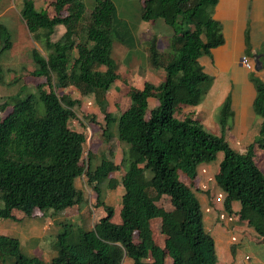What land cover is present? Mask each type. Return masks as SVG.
I'll use <instances>...</instances> for the list:
<instances>
[{"label":"trees","instance_id":"1","mask_svg":"<svg viewBox=\"0 0 264 264\" xmlns=\"http://www.w3.org/2000/svg\"><path fill=\"white\" fill-rule=\"evenodd\" d=\"M139 1L141 20L162 22L172 30L166 50L156 48L155 39L147 48L150 64L163 70V80L146 81L141 88L130 83L128 72L117 70L111 56L116 19L112 0H95L89 12L83 0H50L42 8L34 0H20L19 14L44 52L34 53L47 89L41 93L44 114L36 113L27 96L15 100L0 118V199L6 206L0 218L18 219L8 210L14 207L21 218L37 210L81 208L87 199L76 180L84 174L95 194L92 207L103 205L106 213L94 216L90 228L81 225L56 234L48 262L24 254L18 238L0 234V264H165L168 257L169 264H217L215 241L194 191L199 167L219 152L224 160L215 180L225 193L224 209L230 214L239 200V220L264 242V172L255 162V150L264 149V80L250 75L256 90L252 107L261 123L255 139L240 152L226 138L229 97L218 110L219 135L186 110L200 102L203 84L210 79L199 58L223 42L221 26L210 16L218 0ZM58 25L63 30L53 39ZM8 36L0 25V39L9 41ZM260 51L264 53V43ZM117 81L127 85L131 100L117 121L129 144V159L101 161L91 177L90 152L84 163L85 134L68 125L80 100L59 92L74 87L82 95L92 93L106 112L107 91ZM150 98L156 100L151 107ZM122 165L120 220L113 221L114 210L104 204L100 184L106 179L114 186L111 173ZM162 197L170 203L167 208L160 204ZM156 223L166 227L161 244L154 237Z\"/></svg>","mask_w":264,"mask_h":264},{"label":"rangeland","instance_id":"2","mask_svg":"<svg viewBox=\"0 0 264 264\" xmlns=\"http://www.w3.org/2000/svg\"><path fill=\"white\" fill-rule=\"evenodd\" d=\"M49 1L50 0H34V3L36 8H42L47 3L49 4ZM112 1L116 8V19L125 23L129 30L135 32L139 30L137 29V25L138 28H142L146 25V31H140L139 34L134 33L138 35V40L143 38L146 40L150 36V40L155 39L156 48L162 51L168 48L172 30L168 25L162 22L150 25L141 20V2L139 0ZM83 2L87 12L95 5V0H83ZM20 6V0H0V25L6 28L9 33V41L4 37L0 39V118H3L11 110L15 100L23 99L27 96L32 97L36 113L39 115L44 114L41 93L43 90L47 89L46 76L43 70L39 68L34 53L36 51V54L41 56L44 52L37 43L35 36L27 31L24 21L19 14ZM58 34V29H56L52 38L56 39ZM114 40H116L115 35L113 37V41ZM140 50L135 48L132 53L139 52ZM140 60L144 62V53H142V57L140 56ZM120 65L119 71L123 72L124 68ZM132 70L133 71L130 73L131 77L129 75L130 83L135 87L141 88L143 86V68L138 66ZM207 87L208 81L204 82L203 89H207ZM62 92L69 93L72 97L80 100V103L74 107L75 116L68 120V125L73 130L85 134L84 163H87V155L89 152L93 156L90 176H94V169L101 161L109 159L115 163H120L123 158L128 160L129 144L127 140L120 135L121 133L118 132L117 129V121L120 114L127 109L131 103L127 85L123 84L121 81H117L107 91V101L105 100L106 112L100 110L101 105L98 103L99 99L97 100V97L92 93L82 95L74 87L65 88L59 92V94ZM149 101L150 107L156 103L154 98H150ZM217 112L218 110L215 109L214 114ZM258 119L260 120V118ZM252 141L244 146L239 145L238 147H241V149L238 151L245 152L248 144ZM223 160L224 156L222 152H219L217 157L208 163L209 166L207 171L204 173L200 172L202 174L200 177L197 175L195 182L197 188L194 191L201 204L205 226L213 233L215 238V256L217 264H264V242H259L257 240L256 232L252 227L248 226L244 221L239 220L237 213L240 201L236 200L232 203L230 214L224 209L223 199L225 193L215 180V174L218 168L216 166V169H211V167L219 165ZM255 162L264 172V149L255 150ZM127 166L128 161L126 162V167ZM126 167L122 165L118 171L111 173V176H113L116 181L114 186H109L108 180L106 179L100 184L101 197L104 204L112 207L114 210L112 217L113 221L120 220L119 206L123 194L121 179ZM87 182V174L82 175L76 180V186L85 192V197L87 199L86 204L82 205L81 208H79V206H73L67 209L68 214L71 216L75 217L79 214L78 218L75 221L67 219L65 224L52 223V225H49V231L44 237L46 239V244L42 248L47 249L49 242H53L56 238V234L63 231L65 228L76 227L77 224L86 227L88 223L92 224L94 216L106 213L103 205H99L95 208L92 207V203L95 201V194ZM94 182L95 180L93 179L92 183ZM206 195L214 196L215 198L214 200L212 198L207 199L205 198ZM160 204L166 208L170 205L166 197L160 199ZM5 208L4 201L0 199V210ZM8 210L14 217H17L21 221L26 218L25 223L27 224L25 226L27 229L30 228V224L28 223L32 221L31 218H35L34 216L36 214H44V216L37 219V221L47 223L50 219V210L45 212L37 210L34 215L23 218H21L23 216L22 212L15 207ZM80 218H82V220H79ZM216 227L220 229L221 233L217 231L214 233L213 229ZM165 233V225L163 226V223L161 225L156 223L154 237L160 244L164 239ZM226 253L227 256L225 257ZM40 256L44 258L45 252H41ZM169 263L170 258L168 257L165 264Z\"/></svg>","mask_w":264,"mask_h":264},{"label":"crops","instance_id":"3","mask_svg":"<svg viewBox=\"0 0 264 264\" xmlns=\"http://www.w3.org/2000/svg\"><path fill=\"white\" fill-rule=\"evenodd\" d=\"M210 16L220 24L223 42L212 48L209 54L199 58L203 71L209 75L210 79L207 89H203L200 102L186 110H193L195 117L207 130L219 135L221 127L217 120L218 112L214 114V111L215 109L219 110L225 98L229 97L231 118L226 138L233 148L240 150L239 145L244 146L255 139L261 123V119H258L252 107L256 90L250 75L254 73L264 80V55L260 57L261 67L257 71L254 67L251 70L242 67L240 57L248 55L254 66V54L263 53L260 51V47L264 43V0H218L211 8ZM56 29L61 31L63 27L58 25ZM137 29L139 30L133 32L128 29L125 23L115 19L112 40L114 35L116 40L112 42V58L116 62L118 70L119 65L122 64L120 66L129 75L133 68L141 66L143 68L142 85L146 81L158 84L163 80L164 72L161 68H154L148 60L147 48L151 37L149 36L146 40L144 38L138 40V35L134 33L139 34L140 31H146V25L142 28H138L137 25ZM135 48L139 50L141 48V50L132 53ZM142 53H144V62L140 60ZM208 166L209 164H205L199 167L198 177L202 175L200 172L207 171ZM216 166L218 168L219 165H214L211 169H216ZM205 198L214 200L215 197L206 195ZM42 216L44 214H36L35 218H31L32 221H28L30 224L28 229L25 226L26 218L22 221L11 218L0 219V234L18 238L24 254L36 255L44 262H48L54 256L53 242H49L47 249L42 247L46 244L44 237L49 231V225L52 223L65 224L67 219L75 221L79 214L74 217L68 214L67 209L56 213L50 210V219L47 223L37 221ZM77 226H81V224H77ZM90 227L92 224L88 223L86 228ZM213 231L221 233L217 227ZM211 235L214 238L212 232ZM41 252H45L44 258L40 256Z\"/></svg>","mask_w":264,"mask_h":264},{"label":"built area","instance_id":"4","mask_svg":"<svg viewBox=\"0 0 264 264\" xmlns=\"http://www.w3.org/2000/svg\"><path fill=\"white\" fill-rule=\"evenodd\" d=\"M240 64L242 67H244L247 70H251L253 69V62L251 60V58L248 55H242L240 57Z\"/></svg>","mask_w":264,"mask_h":264},{"label":"water","instance_id":"5","mask_svg":"<svg viewBox=\"0 0 264 264\" xmlns=\"http://www.w3.org/2000/svg\"><path fill=\"white\" fill-rule=\"evenodd\" d=\"M264 55L263 53H255L254 54V69L257 71L261 67V60L260 57Z\"/></svg>","mask_w":264,"mask_h":264}]
</instances>
